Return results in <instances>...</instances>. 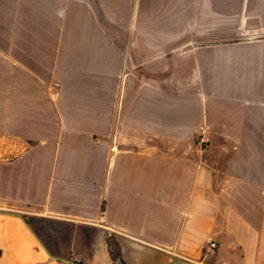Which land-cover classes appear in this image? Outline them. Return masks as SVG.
<instances>
[{
  "label": "crops",
  "instance_id": "obj_1",
  "mask_svg": "<svg viewBox=\"0 0 264 264\" xmlns=\"http://www.w3.org/2000/svg\"><path fill=\"white\" fill-rule=\"evenodd\" d=\"M125 1L131 58L98 26L59 75L41 200L0 195V264H113L109 237L125 264H264V0Z\"/></svg>",
  "mask_w": 264,
  "mask_h": 264
},
{
  "label": "rangeland",
  "instance_id": "obj_2",
  "mask_svg": "<svg viewBox=\"0 0 264 264\" xmlns=\"http://www.w3.org/2000/svg\"><path fill=\"white\" fill-rule=\"evenodd\" d=\"M138 8L139 3L125 0H0V84H7L0 90V195L23 207L41 200L50 105L62 87L59 75L71 64L81 71L84 63L78 61L99 56L97 41L105 33L97 32L98 26L108 29L109 40L130 60L132 37L121 29L133 25ZM43 220H32L42 237Z\"/></svg>",
  "mask_w": 264,
  "mask_h": 264
},
{
  "label": "trees",
  "instance_id": "obj_3",
  "mask_svg": "<svg viewBox=\"0 0 264 264\" xmlns=\"http://www.w3.org/2000/svg\"><path fill=\"white\" fill-rule=\"evenodd\" d=\"M110 239L112 238L109 237V239H107V243H108V247L111 253L113 264H125V261L121 257L122 254H121L118 242L116 240L111 241Z\"/></svg>",
  "mask_w": 264,
  "mask_h": 264
},
{
  "label": "built area",
  "instance_id": "obj_4",
  "mask_svg": "<svg viewBox=\"0 0 264 264\" xmlns=\"http://www.w3.org/2000/svg\"><path fill=\"white\" fill-rule=\"evenodd\" d=\"M197 140L200 144H204V143H207L209 138L207 136H205V131L203 128H201L198 136H197ZM208 246H209V249H214L216 247V241L215 240H209L208 242Z\"/></svg>",
  "mask_w": 264,
  "mask_h": 264
},
{
  "label": "water",
  "instance_id": "obj_5",
  "mask_svg": "<svg viewBox=\"0 0 264 264\" xmlns=\"http://www.w3.org/2000/svg\"><path fill=\"white\" fill-rule=\"evenodd\" d=\"M52 256V255H51ZM53 257H56V256H53Z\"/></svg>",
  "mask_w": 264,
  "mask_h": 264
}]
</instances>
